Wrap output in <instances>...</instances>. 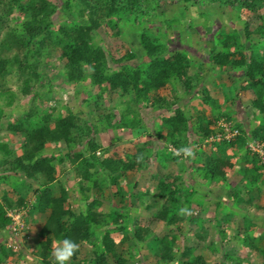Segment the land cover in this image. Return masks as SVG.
Instances as JSON below:
<instances>
[{
  "label": "rangeland",
  "instance_id": "374dc122",
  "mask_svg": "<svg viewBox=\"0 0 264 264\" xmlns=\"http://www.w3.org/2000/svg\"><path fill=\"white\" fill-rule=\"evenodd\" d=\"M49 2V16L33 21L17 0H0V205L9 213V204L23 197L27 212L19 224L8 214L13 222L0 229V264H43L37 256L41 221L30 213L42 188L36 178L10 169V162L22 155L28 135L45 127L66 136L49 139L36 156L55 171L52 195L60 197L65 189V207L79 219L90 221V211L109 219L92 222L90 240L72 259L83 264H97L98 258L113 264H264V169L255 179L245 168L249 163L255 172L257 165L264 166L250 147L262 141L254 134L264 126V110L254 103L253 90L251 101L242 96L243 66L215 60L229 54L233 62L254 55L264 61V0L251 8L230 0H142L120 12L106 0ZM40 27L44 35L35 36ZM83 27L93 28L86 57L99 58L100 67L93 59L97 78L83 61L79 76L69 60ZM143 39L158 43L167 56L179 54L188 61V76H172L167 86L144 96L121 87L114 91L109 78L123 68L131 77L151 66ZM260 86L264 90V81ZM175 119L183 120L178 131ZM236 129L242 135L227 139ZM93 147L104 168L91 158ZM79 151L85 154L81 160L89 158L85 164L96 163L98 169L82 185L73 166ZM207 158L233 166L212 175ZM115 198H122L118 206ZM166 207L169 218L162 220L158 214ZM117 214L121 218L114 223ZM106 231L115 243L113 253L105 245ZM57 245L50 247L52 259ZM161 248L173 260L162 259Z\"/></svg>",
  "mask_w": 264,
  "mask_h": 264
},
{
  "label": "trees",
  "instance_id": "16d2710c",
  "mask_svg": "<svg viewBox=\"0 0 264 264\" xmlns=\"http://www.w3.org/2000/svg\"><path fill=\"white\" fill-rule=\"evenodd\" d=\"M230 1L231 3L237 4V6H246L248 8H251L255 7L261 0ZM106 2L111 6L114 12H120L126 9H135L136 7L140 6L142 0H106ZM17 4L20 7L21 13L23 15H30L33 21H38V17L46 19L52 10V6L50 5L49 0H17ZM92 30L93 28L91 27H83L76 32L75 38L79 37L80 40L78 42V45L76 44V47L72 49L73 53L70 54L69 60L73 64L74 69L76 73L79 74V76L83 71L81 67V61H83L87 65L92 66L91 76L97 78L96 64L100 67L99 58H92L91 55L86 57V48L89 43L88 38H90ZM43 32V29L40 27L39 32L36 33L35 36L40 33L43 36ZM168 36L169 34H161L162 39H165ZM14 44L15 42L10 45ZM142 46L145 49L147 60L151 61V66L142 71V76L139 73L135 72V74H133L131 77L126 75V70L123 68L115 76L109 78L110 86L112 89H114V91L121 87L124 92L135 90V93L144 96L154 88L159 89L167 86L172 76H178L180 80H183L188 76L190 71L189 63L185 59L183 60L179 54L175 56H167L166 54H164L158 43L155 44L152 41L146 42L145 39H143L142 41ZM93 59L95 60L94 62H96V64L93 62ZM215 60L221 66L233 67L236 66V64H241V66H243V87L244 89L249 88L254 91V93L256 94L254 103L261 104V110H264V90L260 86V83L264 81V61H259L256 55H254L248 59L245 56V58H243L240 62H233L229 54L218 55L217 57H215ZM2 62L3 61L1 60L0 63ZM95 81L97 82V84L103 85L101 80ZM173 120L174 118H171V120L169 119L168 123H172ZM175 120L176 124H174V126L178 131L181 128V123L183 120ZM204 131L208 135L210 134L209 130ZM62 136H65V132L63 130L48 127H45L41 130L38 129L33 134L31 133L30 135H28V139L24 144V151L22 155L16 156L10 162V169H12L15 173H22L28 178H36L37 180H39L40 185L42 186V189L38 191L39 199L36 204V210H38L39 213H46L48 215V218L40 234L43 238L45 237L46 240L42 243L41 249L37 255L42 260L43 264H56L55 259L51 258L50 249L54 239L62 240L64 238H69L73 240L79 247L84 242L90 240V229L92 222H98L99 225L109 222V219L106 222V219L108 218L106 214H104L103 216L102 214H95L93 211H90V215H88L90 221H87L86 217L84 220L81 217L80 219L76 217L74 211L70 206L68 208L65 207V204L68 202L67 191L65 189L62 190V195L60 197H55L52 195V189L50 188V185L56 180L54 176L55 171L53 168L51 170H48L46 164L42 160H39L36 156L46 147L49 139H51V141L52 139L55 141H60L62 139ZM257 136L261 137L262 141L264 140V126L262 128H259V131L254 134V137ZM234 142H231L232 146L235 145ZM242 142L243 143L241 144V147H244L246 144V139H243ZM173 143L177 147L180 146L176 140H174ZM96 149L97 148L95 147L92 148L93 154L91 155V158L94 157L97 160L95 154L97 151ZM179 149L182 150L183 147H179ZM70 150L72 149L70 148ZM84 156L85 154L80 151L74 152L73 164L75 165L76 172L81 175L82 182L86 183L88 180L92 179L93 175L98 172V169H96V163H93L91 165L85 164V162H88L89 158L81 160V158ZM80 160L81 162H79ZM141 164V162L137 163V165ZM206 164L210 166V173L217 176L223 174V170L225 168L233 166L228 160H213L210 158H207ZM99 166L100 169L105 167L104 163L101 161H99ZM92 168H94V170H92ZM256 168L254 174L255 179H257L260 170L264 169V166L257 165ZM173 183L174 182L170 184L173 186ZM94 189L97 191L100 190V186L96 181L94 183ZM177 194L178 193L176 191L172 192L171 198L174 202L178 201V198H176ZM115 199L117 200L116 202L118 204L122 202V198ZM93 203L94 202H92V204ZM9 205L10 209L18 211L25 208L26 202L23 197H20L17 202H12ZM118 210L119 207L117 211ZM33 211L34 210H30V213H35V211ZM169 213L170 210L166 207L162 209V211L158 214V217L162 220H167L169 218ZM120 218L121 217L117 214V217L112 220V222L119 223ZM171 219H180L181 221H183L179 216H172ZM12 222V219L8 217V209L0 205V229H6L9 225H11ZM105 239L106 248L109 250V252L113 253L116 248L115 243L111 240V231H106ZM165 247H167V245H165ZM78 253L79 248H77L74 255L69 260L72 261L73 264H83L82 261L78 262V260L72 259ZM157 254L164 260H173V257L168 255L167 249L161 248L157 251ZM98 259L99 262L97 264H113L111 263V261L105 262L104 258Z\"/></svg>",
  "mask_w": 264,
  "mask_h": 264
},
{
  "label": "crops",
  "instance_id": "0c3cea01",
  "mask_svg": "<svg viewBox=\"0 0 264 264\" xmlns=\"http://www.w3.org/2000/svg\"><path fill=\"white\" fill-rule=\"evenodd\" d=\"M221 86V88L223 89V85L221 84L220 85ZM250 90L251 89H249V88H245V89H243L242 90V93H243V95L242 96H245V98H248L249 100L248 101H251V98L252 97H254L255 95L254 94H251L250 93ZM256 97V96H255ZM245 168L247 169V171L248 172H250L251 174H255V172L253 171V168L251 169V164H249V163H245ZM73 166H74V168H75V165L73 164ZM76 171V170H75ZM257 174V173H256ZM83 184V182H82V180H81V177H80V182H79V184L80 185H82ZM53 185V184H52ZM52 185H50V188L52 189ZM41 188H42V186H40ZM38 193V192H37ZM38 199H39V196H38ZM117 200L115 199L114 200V202L116 203V205L118 206V203L116 202ZM85 201H82V203H84ZM93 202V201H92ZM257 202V201H256ZM117 209H118V207H117ZM13 211V210H12ZM12 211H10L8 214L10 215L11 214V216H12V218H13V220L15 221V217L16 216H19L20 218H22L23 217V214L24 213H27L26 211L24 212V211H22V209L21 210H18V211H15V213H12ZM35 211V213H33V214H31L32 215V217L31 218H33V219H35V221H38V222H40L41 221V224L39 225V230H38V236H39V238H40V241H39V250H38V252L40 251V249H41V245H42V243L46 240V238L44 237H42L40 234H41V230H42V228H43V226H44V224H45V222H46V220H47V218H48V215L45 213H39L38 212V210H34ZM37 212H38V215H37ZM34 215V216H33ZM44 217V219H43V217ZM32 219V220H33ZM42 219L44 220L43 222H42ZM15 223L17 224H19V223H21V221H18V222H16L15 221ZM14 223V224H15ZM37 223V222H36ZM13 224V225H14ZM38 224V223H37ZM38 238V237H37ZM59 240L58 239H54L53 240V242H52V248L54 247V244H58L59 242H58ZM55 259V258H54ZM68 264H71V263H69L68 262Z\"/></svg>",
  "mask_w": 264,
  "mask_h": 264
},
{
  "label": "clouds",
  "instance_id": "9594fccd",
  "mask_svg": "<svg viewBox=\"0 0 264 264\" xmlns=\"http://www.w3.org/2000/svg\"><path fill=\"white\" fill-rule=\"evenodd\" d=\"M185 154H190L189 149H183ZM78 245L69 238L62 239L57 247L53 250L56 264H67L70 258L74 255Z\"/></svg>",
  "mask_w": 264,
  "mask_h": 264
},
{
  "label": "built area",
  "instance_id": "2783aa9c",
  "mask_svg": "<svg viewBox=\"0 0 264 264\" xmlns=\"http://www.w3.org/2000/svg\"><path fill=\"white\" fill-rule=\"evenodd\" d=\"M239 135V130L236 129L232 132V134H229L227 139H231L233 137H236ZM250 147L252 150L259 156L261 162L264 164V140L263 141H255L254 143L250 144ZM20 217L16 216L15 221H19Z\"/></svg>",
  "mask_w": 264,
  "mask_h": 264
}]
</instances>
